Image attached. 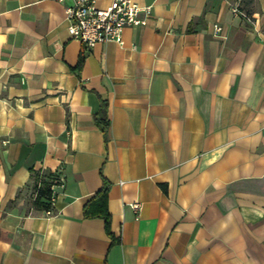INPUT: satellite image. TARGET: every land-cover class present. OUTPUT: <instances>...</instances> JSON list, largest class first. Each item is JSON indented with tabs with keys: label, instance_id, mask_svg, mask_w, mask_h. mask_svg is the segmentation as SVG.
Segmentation results:
<instances>
[{
	"label": "crops",
	"instance_id": "obj_1",
	"mask_svg": "<svg viewBox=\"0 0 264 264\" xmlns=\"http://www.w3.org/2000/svg\"><path fill=\"white\" fill-rule=\"evenodd\" d=\"M136 1L85 49L71 0H0V264H264V0ZM103 183L114 243L83 213Z\"/></svg>",
	"mask_w": 264,
	"mask_h": 264
},
{
	"label": "built area",
	"instance_id": "obj_2",
	"mask_svg": "<svg viewBox=\"0 0 264 264\" xmlns=\"http://www.w3.org/2000/svg\"><path fill=\"white\" fill-rule=\"evenodd\" d=\"M71 1L72 5L65 9L67 33L71 38L81 42L85 49L106 42L122 45L124 28L146 25L151 16L150 6H142L136 0ZM51 191L50 208L44 211L46 216L53 214L54 186L51 187ZM131 207L134 211L139 210V204H132Z\"/></svg>",
	"mask_w": 264,
	"mask_h": 264
},
{
	"label": "trees",
	"instance_id": "obj_3",
	"mask_svg": "<svg viewBox=\"0 0 264 264\" xmlns=\"http://www.w3.org/2000/svg\"><path fill=\"white\" fill-rule=\"evenodd\" d=\"M84 60L82 54L79 55L77 62V70L81 68ZM93 119L96 126L101 130L104 141H106V133L108 127L107 117V104L105 101L100 100V106L97 111L93 113ZM31 190L34 198L32 200L33 207L40 210H47L50 208V199L52 196L51 187L55 185L53 183V176L50 174H41L31 170ZM106 197L107 186L103 183L101 189L93 196V203H87L84 206L83 213L85 217H98L104 222V228L108 235L109 232V214L106 209ZM95 207V208H94ZM111 236V235H110ZM115 239L111 236V243H114Z\"/></svg>",
	"mask_w": 264,
	"mask_h": 264
}]
</instances>
